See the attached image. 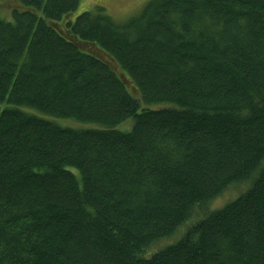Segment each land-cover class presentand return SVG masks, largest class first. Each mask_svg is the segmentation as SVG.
Wrapping results in <instances>:
<instances>
[{"label":"trees","instance_id":"obj_1","mask_svg":"<svg viewBox=\"0 0 264 264\" xmlns=\"http://www.w3.org/2000/svg\"><path fill=\"white\" fill-rule=\"evenodd\" d=\"M79 3L0 5V264H264V0Z\"/></svg>","mask_w":264,"mask_h":264},{"label":"rangeland","instance_id":"obj_2","mask_svg":"<svg viewBox=\"0 0 264 264\" xmlns=\"http://www.w3.org/2000/svg\"><path fill=\"white\" fill-rule=\"evenodd\" d=\"M1 1V0H0ZM12 0H3L1 5V14L5 17L9 16V4ZM149 0H80L78 7L73 12V17L83 11L93 10L95 6H102L105 9V13L111 16L117 21H124L129 17H132L139 13L144 5ZM2 106V105H1ZM36 112V111H35ZM60 124L69 127H84L88 126L81 124L72 120H57ZM132 125V119H127L126 121L119 124V129H128ZM247 183L235 184L224 191L220 196L216 197L210 201L207 205L208 210H214L222 207L228 201L235 199L242 192L247 189ZM203 214L195 217H190L183 224H181L177 230L170 236L162 238L153 245H151L147 250L146 254L156 251L164 246L170 245L178 241L184 233L187 231L188 227Z\"/></svg>","mask_w":264,"mask_h":264}]
</instances>
